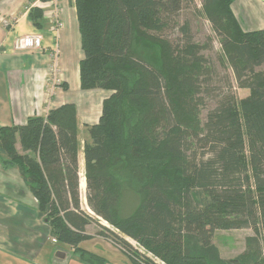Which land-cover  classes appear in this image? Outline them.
Listing matches in <instances>:
<instances>
[{
    "label": "trees",
    "instance_id": "obj_1",
    "mask_svg": "<svg viewBox=\"0 0 264 264\" xmlns=\"http://www.w3.org/2000/svg\"><path fill=\"white\" fill-rule=\"evenodd\" d=\"M182 2L74 0L80 87L110 91L98 122L85 126L82 145L86 201L95 217L80 208L74 103L1 126L0 169L17 170L36 217L75 251L100 217L118 232L102 226L100 236L135 264L159 263L122 236L161 264H264V28H243L235 0H202L237 86L249 90L240 99L228 92L202 122L193 98L199 75L212 79L206 58L187 23L175 55L156 33ZM32 13L42 16L36 7ZM244 228L253 234L243 252L223 257L215 232Z\"/></svg>",
    "mask_w": 264,
    "mask_h": 264
},
{
    "label": "rangeland",
    "instance_id": "obj_2",
    "mask_svg": "<svg viewBox=\"0 0 264 264\" xmlns=\"http://www.w3.org/2000/svg\"><path fill=\"white\" fill-rule=\"evenodd\" d=\"M238 1L239 0H236L235 2L238 3ZM241 2L242 3L239 2L238 10L240 12L242 10H248L250 13L249 19L247 16L239 19L243 28H260L259 25L255 24L254 19L260 16L258 19L264 21V7L262 6V2L258 0H241ZM202 6V0H183L180 10L176 12V14L170 15V18L165 19L166 26L160 30V32L158 31L156 33L160 37L166 38L172 47H175V45H180L183 42L181 27L187 23L192 42L200 47L199 54L206 58L212 71V79L210 81L207 79L204 81L203 77H205V73L200 74V72H196L197 75L200 74V86L194 93L193 98L194 101L196 99V110L198 111L199 121L204 122L207 113L215 108L220 99L228 94V92L232 93L237 99H240L247 96L249 90L237 86L229 64L226 61L225 50L220 43L221 36L212 27ZM136 47L138 49L140 48L139 46ZM180 48V46L174 48V55L176 54V49L180 50ZM205 67L206 66H203L202 72ZM207 81L208 84H205ZM75 102L78 104L77 97H75ZM78 108H80V105H78ZM76 121L77 134L80 141L78 152L80 208L82 211L94 216L86 201L87 188L86 181L84 182L83 178V175L85 176V166L82 147L83 140L87 137L85 126L92 124H81L79 119H76ZM16 147H19V152H21L19 144ZM200 150H202V147L198 146L197 152ZM16 171V169L12 168L2 176L4 178H9L6 179L4 189H7L10 196H4V198H6V200L10 199V201L13 202L11 207V209L14 208L12 209V221L18 224L14 225V227L18 228H13L11 224H5L0 220V231H8L12 236L9 242L14 245L17 251L25 250L26 253H24L25 255H23V253L21 255V253L17 252L15 255H12L9 252H3L0 247V264H135L131 256L128 255L125 250L109 239L100 236L99 232L103 230L101 228L102 226L118 233L115 228L100 217L96 218L97 222H92L86 226V233L89 234V236L87 239L80 242L78 251H75L67 244L57 241L53 242V237L48 231L49 227L45 222L38 220L36 217V202L33 197L30 196L27 189L21 184ZM0 192L3 193L4 190ZM13 233L15 235H12ZM252 234L253 231L250 228L222 229L215 232L212 241L219 247L223 257L230 258L243 252L245 249V237ZM122 237L126 239L134 249L140 253L147 254L149 257L153 258L156 263L161 264L157 258L145 252L137 242L128 237ZM27 251H30V254H28ZM57 252H61L63 256H56ZM81 253L87 256L88 260L83 258Z\"/></svg>",
    "mask_w": 264,
    "mask_h": 264
},
{
    "label": "crops",
    "instance_id": "obj_3",
    "mask_svg": "<svg viewBox=\"0 0 264 264\" xmlns=\"http://www.w3.org/2000/svg\"><path fill=\"white\" fill-rule=\"evenodd\" d=\"M258 1L262 2L264 7V0ZM239 2L242 3L239 0L238 3L232 4L235 16L237 18L247 16L249 19L248 10L241 12L238 10ZM35 7L42 12L41 17H37L36 13L31 14V10ZM258 18L254 19L255 24L264 28V21ZM55 19L61 21L60 26H55ZM35 20L40 24L39 26L35 24ZM32 33H39L42 36V49L15 48V42L19 37ZM55 47L58 48L57 75L63 86L55 87L53 92L48 81V65L51 62L50 53ZM82 57L74 0H0V127L22 125L28 117L43 116L48 110L64 103L76 104L77 119L81 124L98 122L102 100L110 91L81 89L79 61ZM75 97L78 99V104L75 102ZM17 149L19 150V147ZM7 172L0 169V191L4 190L3 193L0 192V220L5 224H11L13 228H18L14 227L18 224L12 221L13 202L4 198L10 196L7 189H4L6 179L9 178L2 176ZM11 239L12 236L8 231H0L1 250L12 255L17 252L25 255V250L15 249L9 242ZM27 252L30 254V251Z\"/></svg>",
    "mask_w": 264,
    "mask_h": 264
},
{
    "label": "built area",
    "instance_id": "obj_4",
    "mask_svg": "<svg viewBox=\"0 0 264 264\" xmlns=\"http://www.w3.org/2000/svg\"><path fill=\"white\" fill-rule=\"evenodd\" d=\"M56 14V13H55ZM53 14V15H55ZM61 25V21L55 19V26ZM55 28V27H54ZM42 47V36L39 33L27 34L19 37L15 42V48L18 50H36ZM51 62L48 65V81L51 86V90L61 85L62 81L59 78L58 71V48L55 47L50 53ZM54 92V90H53ZM53 242H56V238H52Z\"/></svg>",
    "mask_w": 264,
    "mask_h": 264
},
{
    "label": "water",
    "instance_id": "obj_5",
    "mask_svg": "<svg viewBox=\"0 0 264 264\" xmlns=\"http://www.w3.org/2000/svg\"><path fill=\"white\" fill-rule=\"evenodd\" d=\"M56 256H59L60 257V256H63V254H61V252H57L56 253Z\"/></svg>",
    "mask_w": 264,
    "mask_h": 264
}]
</instances>
